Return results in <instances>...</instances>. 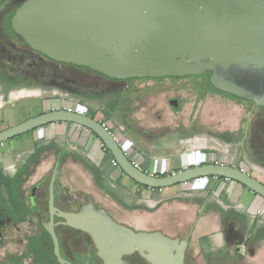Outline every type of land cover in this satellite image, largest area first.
<instances>
[{"label":"rangeland","instance_id":"obj_1","mask_svg":"<svg viewBox=\"0 0 264 264\" xmlns=\"http://www.w3.org/2000/svg\"><path fill=\"white\" fill-rule=\"evenodd\" d=\"M5 4L1 2L0 9ZM31 57L37 68L30 72L46 74L33 75L36 82L28 81V75H23L27 79L20 82L14 80L20 75H0V131L52 108L69 107L81 112L86 107L95 111L94 106L105 108L109 101L118 98L120 105L110 120L112 131L124 146L131 142L126 147L129 156L137 158L145 171L168 174L217 159L240 166L264 182V109L250 122L253 106L247 102L238 101L231 94L199 91V84L207 81L206 75L200 80L193 75L181 81L173 77L116 81L87 68ZM23 65L22 60L20 66ZM8 76L11 79L7 80ZM207 87L213 89L209 84ZM177 98L181 100L179 108L171 103ZM96 114L103 118L101 112ZM249 122L247 141L242 146ZM36 135L34 129L0 144L3 172L14 176L19 170L24 171L22 189L26 197L29 188L39 182L41 169L27 165L28 157L20 156L15 146L31 149ZM94 176L100 191L97 195L113 203V207L104 204L118 222L135 230H161L171 237L188 235L187 263L264 264V199L254 196L250 189L213 177L171 186L168 192L147 190L139 195L127 175L115 176V186L110 182L102 185L103 178L98 181ZM244 192L250 194L243 196ZM257 197L260 200L255 208ZM33 220L28 215L22 221L26 264L33 259L26 247ZM6 243L12 251V243ZM241 245H245L243 252L239 251Z\"/></svg>","mask_w":264,"mask_h":264},{"label":"water","instance_id":"obj_2","mask_svg":"<svg viewBox=\"0 0 264 264\" xmlns=\"http://www.w3.org/2000/svg\"><path fill=\"white\" fill-rule=\"evenodd\" d=\"M11 25L34 50L61 63L87 67L111 80L184 78L211 71L212 86L264 108V0H26ZM262 87L259 89V80ZM251 113V116H252ZM250 116V117H251ZM85 127L109 150L125 175L149 188H169L200 178L223 177L264 199V182L242 167L206 162L155 175L135 165L119 140L90 114L52 108L0 131V144L48 124ZM50 180V206L57 176ZM103 264H122L138 252L149 264H189V236L135 230L93 205L76 214ZM51 223L55 255L65 258Z\"/></svg>","mask_w":264,"mask_h":264},{"label":"flooded vegetation","instance_id":"obj_3","mask_svg":"<svg viewBox=\"0 0 264 264\" xmlns=\"http://www.w3.org/2000/svg\"><path fill=\"white\" fill-rule=\"evenodd\" d=\"M26 1V0H24ZM17 2L15 0H0V3H6L4 8L0 9V75H20L19 77H14L16 81H22L27 78H24L23 75H28V81L36 82V77L33 75H46L44 73H32L30 70L36 67V61L32 59L31 56H40L48 61L56 62L59 64L72 65L76 68L86 69L87 67H78L73 64L61 63L54 61L40 52L31 48L24 39L16 34L11 25V19L16 11V9L24 2ZM5 45V46H4ZM21 53L28 56H21ZM22 60L25 62V65L20 66ZM89 69V68H87ZM24 70V71H23ZM90 70V69H89ZM91 72H94L90 70ZM95 74L101 75L94 72ZM206 75V83L199 84V91L206 94H220L229 96L226 92L215 91V89L210 81L212 75L211 71H206L203 74L196 75L199 80L202 76ZM255 75H264V72H258ZM193 76V75H192ZM189 78L191 76H188ZM176 78L177 81L188 78ZM107 78V77H106ZM11 77H7V80ZM109 79V78H107ZM140 79V78H134ZM155 79V78H150ZM163 79H169L163 77ZM38 80V79H37ZM111 80V79H110ZM133 80V79H126ZM126 80H116V81H126ZM157 80V79H155ZM161 80V79H159ZM175 80V79H171ZM189 83V82H187ZM180 85H185L179 82ZM211 85V88L207 86ZM259 89L262 87V80H259ZM234 97L233 95H231ZM230 96V97H231ZM115 99V98H114ZM113 99V100H114ZM238 101L247 102L254 109V102L251 100H244L234 97ZM171 103L179 108L181 105V100H172ZM264 109L261 106H258L250 117V122L252 117L260 110ZM253 111V110H252ZM89 114V113H88ZM250 122L248 123V128L242 138V146L246 144L247 135L249 132ZM107 126V124H105ZM108 127V126H107ZM245 140V142H244ZM121 144V143H120ZM123 147V146H122ZM124 149V148H123ZM125 150V149H124ZM129 155V154H128ZM53 173V172H52ZM13 176V175H12ZM52 176V174H51ZM50 180L43 181V184L39 182L29 188V194L27 197L23 193L22 185H20V197L24 203V211L14 208L12 204L5 200H0V264H26L24 262L25 253L22 251V221L28 218V215L34 220L31 230L27 231L28 235L27 240V249L33 254V259L28 264H62L57 256L55 255V246L51 233L43 225L42 220L45 223H51V209L53 211V228L54 234L59 244V250L61 254L67 258L73 264H103L102 259L98 256L97 247L94 244L92 237L87 233L85 228V223L78 217L76 214L83 211V209L93 205L96 209L103 208L105 209L111 217L114 218L112 214L105 206L96 202L92 195L84 191L72 192L76 196L82 197V200L78 199H69L68 197H73L71 191L68 189L59 190L56 185L54 186L53 193V203L50 206ZM25 192V191H24ZM3 197L6 198V193H3ZM27 198V199H25ZM118 221V220H116ZM121 223V222H120ZM125 224V223H123ZM127 225V224H126ZM187 236V235H186ZM12 243L13 250L11 251L7 243ZM83 247V250L77 248ZM26 252V251H25ZM188 254V253H187ZM122 264H149L138 252H135L131 255H125L122 257Z\"/></svg>","mask_w":264,"mask_h":264},{"label":"crops","instance_id":"obj_4","mask_svg":"<svg viewBox=\"0 0 264 264\" xmlns=\"http://www.w3.org/2000/svg\"><path fill=\"white\" fill-rule=\"evenodd\" d=\"M108 103L106 104L105 108L102 107L103 109L94 106L96 110L98 109L97 111L94 109L95 113H97L98 111L102 112L103 110H106ZM89 111L92 110L86 107L85 110H81V112L87 114ZM97 119L101 120L102 118L97 117ZM110 123L111 122H109V124ZM36 130L37 135L34 138V144L31 149L28 150L26 148L24 150H20L21 147L17 148L16 146L15 149H19L17 152L20 156L25 155L28 157L27 165L32 164V168L37 167L38 169H41V173L39 174L41 177L38 179L40 184H43V181H47L50 179L54 167L58 162L56 185L59 190H63L65 188L71 191V195H73V197H68L69 199L82 200V197L80 198L79 196H76V194H72V192L84 191L86 193L91 194L92 198L96 202L105 206L107 209L108 207L105 204H108L110 207L114 206L113 203L108 201L106 197H101L97 195V192L100 191L99 187L94 182L95 176L93 172L89 170L82 162V160H86L99 168L101 172V180L103 178V180L101 181L102 185H108L110 182L111 186H115V176L116 178H118L119 176L122 177V172L120 173V171L116 169L117 167L112 164L111 158H109L104 152L102 142L98 139L96 135L93 134V132L86 129L85 127L78 126L75 124L70 125L66 122L48 124ZM121 145L125 150H127L129 154L128 148H126L122 143ZM37 151L40 152H38V155L34 157ZM130 158L134 162L138 163L139 166L142 168L141 164L137 162V158H135L133 155L130 156ZM211 162L220 161L217 159H212ZM16 174H21V185L23 186L25 184V181L23 180L24 178H22L24 171L20 172L19 170ZM177 186L178 185H175V187ZM162 191L168 192L169 188H164L163 190L161 189L160 192ZM248 194L250 193L244 192L243 196ZM253 194L254 196L256 195L255 193ZM258 198L260 197H257L255 199V208L259 204L258 202L260 199ZM151 229H153V227ZM77 248L79 250L84 249L83 247L79 246H77Z\"/></svg>","mask_w":264,"mask_h":264},{"label":"trees","instance_id":"obj_5","mask_svg":"<svg viewBox=\"0 0 264 264\" xmlns=\"http://www.w3.org/2000/svg\"><path fill=\"white\" fill-rule=\"evenodd\" d=\"M120 101L121 100L118 99V98L112 100L111 102L108 103L106 110H103L101 112L102 115H103V118L101 120L99 119V121H101L103 124H107L108 128L111 131H112V126H110L111 124H109V122L113 118L115 111L118 109V107L120 105ZM88 113L93 118L97 119L95 111H89ZM103 148H104L105 154L109 158L113 159V157L111 156L109 150L104 145H103ZM38 152H40V151H37V153H36V155L34 157H36L38 155ZM125 152H127V150H125ZM82 162L89 170H91L97 176V179H99L98 181H100L101 180V172H100L99 168L96 165L91 164V163H89L86 160H82ZM116 167L122 172V174H124L119 166H116ZM166 174L167 173L156 174V175H166ZM20 176H21V174H16L14 176H10L8 174H5L3 172L2 164L0 163V200H5L6 202L9 201L14 208H16V209L20 210L21 212H23L25 206H24V203L22 201V198L20 197V187L19 186L22 184V179H21ZM206 178H213V177L211 176V177H206ZM217 179L225 180V178H223V177H217ZM132 181L136 185L137 194H139V195H143L144 192L147 191V190H155V191H160L161 190L159 188H155V189L154 188H149L148 186L139 184V183L135 182L134 180H132ZM234 182L239 184L243 188H247L245 185H243L241 183H238L236 181H234ZM188 183H190V182H188ZM188 183H183V184H188ZM178 185H180V184H178ZM4 192L6 193V198L3 197V193ZM206 205L207 204H205V206Z\"/></svg>","mask_w":264,"mask_h":264},{"label":"built area","instance_id":"obj_6","mask_svg":"<svg viewBox=\"0 0 264 264\" xmlns=\"http://www.w3.org/2000/svg\"><path fill=\"white\" fill-rule=\"evenodd\" d=\"M66 109H69V110H72V108H66ZM107 127V126H106ZM113 134H114V132L113 131H111ZM115 135V134H114ZM115 137H116V135H115ZM127 153V152H126ZM127 155H128V153H127ZM112 160V164L114 165V166H118V164H117V162L114 160V159H111ZM134 162V161H133ZM135 163V165H137L138 167H140L139 166V164L138 163H136V162H134ZM245 250V245H241L240 246V248H239V251H241V252H243Z\"/></svg>","mask_w":264,"mask_h":264},{"label":"clouds","instance_id":"obj_7","mask_svg":"<svg viewBox=\"0 0 264 264\" xmlns=\"http://www.w3.org/2000/svg\"><path fill=\"white\" fill-rule=\"evenodd\" d=\"M131 142H129L128 144L125 145V147H130Z\"/></svg>","mask_w":264,"mask_h":264}]
</instances>
